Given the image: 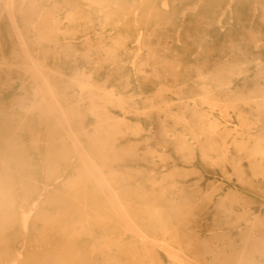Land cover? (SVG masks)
Returning <instances> with one entry per match:
<instances>
[{
  "label": "bare ground",
  "instance_id": "obj_1",
  "mask_svg": "<svg viewBox=\"0 0 264 264\" xmlns=\"http://www.w3.org/2000/svg\"><path fill=\"white\" fill-rule=\"evenodd\" d=\"M109 1L0 0V264H264V200L255 202L261 211L254 216L246 202L247 196L264 199V168L244 183L232 164L245 198L201 185L190 198L186 178L199 172L167 166L172 147L160 155L152 145L154 137L161 143L170 136L174 153L196 163L183 137L207 134L200 168L227 171L226 142L215 138L224 119L207 116L192 124L165 101L183 110V93L197 91L206 72L198 71L199 63L212 53L241 55L244 34L239 23L224 20L227 0L144 3L139 22L148 28L133 43L126 37L133 32L127 8ZM94 12L103 16L86 18ZM117 19L122 26L116 30L124 34L111 35L106 45L104 34ZM144 45L143 59L134 64L112 53ZM172 55L179 59L166 61ZM83 62L118 65L122 74L110 78L127 87L108 89L110 81L79 71ZM129 69L135 72L124 77ZM213 85L205 87L213 92L209 101L221 90ZM230 109L222 110L224 117ZM126 113L155 117L158 137L147 135L140 144L143 128L125 121Z\"/></svg>",
  "mask_w": 264,
  "mask_h": 264
},
{
  "label": "rangeland",
  "instance_id": "obj_2",
  "mask_svg": "<svg viewBox=\"0 0 264 264\" xmlns=\"http://www.w3.org/2000/svg\"><path fill=\"white\" fill-rule=\"evenodd\" d=\"M140 2L141 4L133 2L132 0L109 1L110 6L112 7H117L120 10L127 8L128 16L130 17L129 25L132 26L133 32L129 33L126 37L129 38L131 43L142 40L145 30L148 28L147 23L139 22L142 4L159 3L166 4L168 7L172 6L170 5L169 0H140ZM221 6L227 11L224 19L226 20V23H239L238 28L241 33L244 34L243 39L238 42L239 48L242 52L241 55L237 57L230 56L228 54L212 53L205 61L199 63L197 66L198 71L199 69H205L206 72L204 71L205 73L200 77V88H198V90L194 93L190 95L188 94V97L190 98L183 93V98H186L188 101L187 107L183 108V110L179 111L180 106L174 102L175 100L165 101L172 106L173 114L181 115L184 112L187 117V121L192 120V124H196L195 122L199 118L207 116H209L212 121H220V119H224L223 124L225 128H219L220 131L215 138L219 142H226L225 164H227V171L221 172L218 169H210L209 172L200 168L199 164L201 158L199 156V152L202 147H205L208 144L209 137L207 134L197 135L196 140L188 134L183 137L187 144L192 145V148L196 153V163L181 158L174 153L175 142L171 140L172 137L170 136L161 143L154 137L152 144L154 149L160 155L166 153L168 148L172 147L173 153L169 156V162H163L162 164L165 163L167 166H171L170 164L174 162L177 164L179 170L183 172H199L197 178L193 175L186 178V182L188 183L187 190L189 191L190 198L196 197L195 190L199 185L223 187V193L231 191L239 197L241 196L245 198L247 196L244 193V188L246 186H242L241 181H238L234 172L231 171L232 164L238 165L239 170L242 175H244V183L247 181L250 183L254 177H257V167L264 168V0H242V2L238 0H227L222 3ZM217 10H214L215 14L217 13ZM210 14H212V11ZM101 16H103V14L94 12L89 14V16H86V18H98ZM108 17H110V14L105 16V18ZM233 17H241L242 20L237 22ZM117 20L118 23H113L110 30L104 34L106 35L104 38L106 45L108 44L107 41L112 39L111 35L122 36V34H124L121 30H116L117 26H122V23H120L122 19ZM58 31L63 32L64 29H60ZM90 35V33L86 34L84 38L87 39ZM95 36L98 37V33H96ZM102 45L104 44L102 43ZM95 47L96 46H94L92 50H95ZM147 48L148 46L144 45L137 52L130 54L129 52H127V54L126 52L124 53L116 49L112 53L115 54V58L128 60V62L134 64V61L137 62V60L143 59ZM79 49L80 48H77L76 50L78 51ZM72 53L71 55H73ZM178 59L179 57L172 55L167 57L166 61L174 62ZM69 61V59H66L67 64L71 65L72 63L70 64ZM91 65L92 64L83 62L79 64L78 69L79 71L86 72L87 76L92 79L100 80V82L110 81L111 86L108 89L121 90V88L123 89V87H127L126 82L122 83V81H118L117 84H114L112 78H110L113 75L122 74V70L118 67V65H109L107 63V65L104 64L103 67L99 68L92 67ZM220 65H223V69L217 70L216 68ZM231 66H233V68H230ZM131 72V69H129L124 72L123 76L125 77L126 75L131 74ZM134 72L135 71L133 70L132 73ZM215 83L219 84L217 89L219 88L221 90H215V94L213 96L214 100L209 101L213 92H205V87L212 86ZM131 88L135 89L133 83L131 84ZM174 88L176 90H180L181 86H176ZM224 89H228L229 91L225 92ZM175 97L176 96L173 95V98ZM238 98H240L243 102L237 101ZM203 100H207L210 104L218 102L217 105L221 107H215L214 110H210L207 104L202 103ZM161 101H164V99L156 97V102L160 103ZM227 106H232L235 111L233 112L230 109L229 114L224 117L222 110ZM136 107L141 109L142 104L137 103ZM237 113H240L242 118H237ZM124 117V120L129 124H137L143 128V138L138 141L140 144L145 141L144 138L147 135L158 137L155 117H144L141 119L134 117L132 113H126ZM161 119L163 120V118ZM167 128L170 129L168 134L171 135L172 130H174L173 123L169 122ZM192 128H195V126ZM176 132L181 133L182 129H177ZM155 140L157 141L155 142ZM196 141L202 145L196 146ZM238 146H243L242 151L244 152H239L237 150ZM257 150H261L260 155L254 158V152ZM261 192H263V190L259 189V193ZM256 197L258 196L256 195ZM246 198H248L247 200L245 199L247 202L248 215L253 214L254 216V214H258V212L261 211V207H259V205L257 206L255 202L257 200L263 201L264 199H262V196L258 199L248 196ZM263 209L264 206H262V210ZM262 217H264V213L261 214V218ZM6 263L16 264L12 261H8Z\"/></svg>",
  "mask_w": 264,
  "mask_h": 264
}]
</instances>
